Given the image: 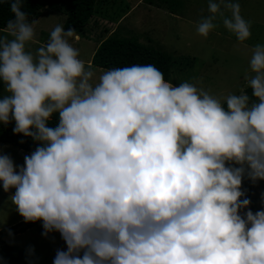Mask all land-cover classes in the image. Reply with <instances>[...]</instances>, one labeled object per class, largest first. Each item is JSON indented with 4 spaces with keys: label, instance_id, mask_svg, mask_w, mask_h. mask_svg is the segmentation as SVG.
I'll list each match as a JSON object with an SVG mask.
<instances>
[{
    "label": "clouds",
    "instance_id": "clouds-1",
    "mask_svg": "<svg viewBox=\"0 0 264 264\" xmlns=\"http://www.w3.org/2000/svg\"><path fill=\"white\" fill-rule=\"evenodd\" d=\"M5 2L14 18L0 34V124L40 146L18 169L0 154V182L25 222L60 233L66 251L53 264H264V210L240 214L242 179L264 180V45L246 77L252 98L241 89L222 103L151 64L94 83L75 29L56 25L33 53L36 21L24 0ZM208 12L199 35L219 15L239 41L250 37L238 3L208 0Z\"/></svg>",
    "mask_w": 264,
    "mask_h": 264
},
{
    "label": "rangeland",
    "instance_id": "rangeland-1",
    "mask_svg": "<svg viewBox=\"0 0 264 264\" xmlns=\"http://www.w3.org/2000/svg\"><path fill=\"white\" fill-rule=\"evenodd\" d=\"M112 1L108 0L107 3H112ZM114 1L116 9H121L126 3L133 5V12L137 15L142 13L143 4L138 7L136 4L139 1L146 4L144 0H124L126 3L123 2V5L120 6L121 0ZM166 1L168 3L171 1L176 2V5H173V9L168 8V4L165 7L167 9H163L180 16L181 20L179 22L171 16L163 18L161 13H151L144 17L151 24L148 28L138 21L134 31L127 28V33L124 35L121 33V35L140 39L144 42L142 44L146 46L152 45L169 53L172 58V64L170 79L167 82L172 83L174 86L185 82L194 84L196 87L203 88L210 95L220 99L222 103L228 95L239 94L241 89L244 90L247 87L246 77L250 78L255 75L250 69L253 49L257 45H264V0H229L231 3L239 4L241 17L250 24L251 35L243 42L239 41L234 33L223 26L222 18L219 15L214 21L217 26L209 32L207 37L198 34V25L203 19L211 15L208 12V0ZM214 2L219 3L220 0H214ZM221 11L225 17L231 18V11L224 8L223 4H221ZM100 19L103 18L99 15H93L88 20L84 30L78 33L80 40H70L73 47L78 49L79 58L85 61L86 66L91 65L95 73L94 83L98 82L99 76L107 70L96 67L90 62L87 63V61L89 55L111 31V27L107 24H98ZM31 21H36L34 27L38 43H30L26 46V49L35 53L39 46L48 42L50 33L56 25L59 24L64 27L65 16L60 12L44 8L41 11V15L36 19L29 20V22ZM4 29H0V34L6 35L3 32ZM48 30H50L49 33L47 32ZM65 31L67 30L65 29ZM149 34L153 39L151 43L146 41ZM1 94L3 96L7 93L3 89ZM20 151L24 150L8 144H0V154L10 156L14 165L18 167L24 165V157L27 156ZM1 189H3L2 182H0V194ZM9 191L14 194L15 189H10ZM251 202L254 214L257 211L264 210V180L252 181ZM18 218H21V216L17 212L15 205L0 200V223L10 222ZM41 229H43L42 224L38 222L34 229V232L38 234L35 241L30 240L31 237H28L25 241V243L29 241V244L24 249L33 253L28 262L23 259H12L0 261V264H53L57 250L66 251V244L59 232L53 231L45 236L40 233ZM27 234L30 235L29 232ZM13 245L22 248L16 243ZM9 252L15 253L13 249H9Z\"/></svg>",
    "mask_w": 264,
    "mask_h": 264
},
{
    "label": "trees",
    "instance_id": "trees-1",
    "mask_svg": "<svg viewBox=\"0 0 264 264\" xmlns=\"http://www.w3.org/2000/svg\"><path fill=\"white\" fill-rule=\"evenodd\" d=\"M107 2L108 0H24L22 11L28 14V20L38 18L44 8L60 12L65 16V21L63 23L65 29L68 30L69 28H72L75 29L77 33H80L84 30L88 20L93 15H99L106 20L114 22L121 18L130 7L124 0H121L120 6L123 5V2H125L126 5L121 7V9H116L114 0L112 3ZM144 2L162 9L165 8L167 4L168 8L171 9L174 8L173 5H176V2L171 1L168 3L166 0H144ZM13 18V14L10 11V2L0 0V29H4L7 26L8 21ZM90 63L106 70L137 64H151L159 69L163 73L165 81H168L170 79L169 76L171 75L172 58L169 53L157 49L152 45L146 46L138 42L135 38H128L119 33H112L102 40L95 48ZM3 89L4 85L0 83V96H2L1 92ZM244 91L250 98H252V90L250 87H246ZM57 124L58 115L54 114L49 120L48 126L55 127ZM14 127V121L7 125L0 124V144H8L30 153L40 146L38 142L33 141L31 137H25L22 134H14ZM251 185L252 181L245 175L242 179L240 189L244 195L240 199H248L250 204L248 209L240 210L241 215L247 210L252 211ZM38 222L39 221L25 222L22 220L9 228L1 229L0 241L6 234L24 232L37 225ZM40 231L43 233L44 229H41ZM9 249H13L15 253H10ZM32 256L33 253L29 250L20 247L18 248L5 241H1L0 261L23 259L25 262H28Z\"/></svg>",
    "mask_w": 264,
    "mask_h": 264
},
{
    "label": "crops",
    "instance_id": "crops-1",
    "mask_svg": "<svg viewBox=\"0 0 264 264\" xmlns=\"http://www.w3.org/2000/svg\"><path fill=\"white\" fill-rule=\"evenodd\" d=\"M142 4H143V11L144 12L142 11V13L140 15L135 14L133 12L134 6L129 4L130 7L128 8V11L121 18H119L117 21L109 22V20L100 19L98 21V24L99 25L100 24H107L109 27H111V31L109 32L108 35H110L112 33H119L120 35H121V33H123L122 35H124L125 33H127V28H129V30L134 31L135 30V25L137 24L138 21L142 22L148 28V26L151 25V24L149 22H147L144 19V17L150 15L151 13L152 14L161 13V14H163V18H165L166 16H171L177 22H179L181 20L180 16H176V15H174L172 13H169L168 11H166L164 9L155 7V6L150 5L148 3L144 4V3H142V1H139L136 5L138 7V6L142 5ZM146 13H148V14H146ZM118 24H121V25H118ZM117 25H118V27H117ZM193 25H195V24H193ZM105 28H107V27H105ZM105 28H103V29H105ZM47 32L49 33L50 30H48ZM147 38L148 39H146V41H148L149 43H151V41H153V39L150 37V34L148 35ZM43 39H45V38H43ZM44 41H46V39ZM137 41L140 42V43H144L140 39H137ZM92 53L89 55L87 63L90 62V60H91L90 58L92 56ZM20 152H23L25 155H30L31 154L30 152L25 151V150L24 151H20ZM15 167L17 169L19 168L18 166H15ZM12 195H13L12 192H10V191L4 192L3 189H1L0 200L2 202L10 204V203H12V201H11V196ZM22 220H24L23 217L11 220L10 222H1L0 223V229L9 228V227L15 225L16 223L21 222ZM36 226L37 225L25 230L24 232H20V233H16V234H6L2 238L1 241H5V242L9 243L12 246H14L13 244L16 243L19 246H21L22 248H25L29 244V241L27 243H25V241L28 239V237H31L30 240L35 241L36 235H38L37 232L36 233L34 232V229H35ZM28 232L30 233V235L27 234ZM40 233H41V231H40ZM1 241H0V245H1Z\"/></svg>",
    "mask_w": 264,
    "mask_h": 264
}]
</instances>
